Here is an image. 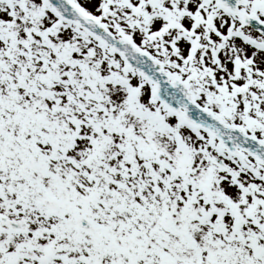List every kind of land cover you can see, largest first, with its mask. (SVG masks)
<instances>
[{
    "label": "snow or ice",
    "instance_id": "6c2138e0",
    "mask_svg": "<svg viewBox=\"0 0 264 264\" xmlns=\"http://www.w3.org/2000/svg\"><path fill=\"white\" fill-rule=\"evenodd\" d=\"M0 264H264V0H0Z\"/></svg>",
    "mask_w": 264,
    "mask_h": 264
}]
</instances>
